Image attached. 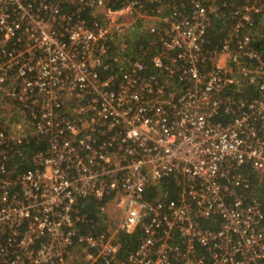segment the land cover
Wrapping results in <instances>:
<instances>
[{"label": "built area", "instance_id": "1", "mask_svg": "<svg viewBox=\"0 0 264 264\" xmlns=\"http://www.w3.org/2000/svg\"><path fill=\"white\" fill-rule=\"evenodd\" d=\"M229 1L0 0V264H264V55L251 44L264 0H240L208 47ZM136 33L149 41L132 50ZM253 77L257 96H238ZM33 138L46 149L20 169ZM165 177L176 197L149 198ZM90 200L97 233L80 229ZM138 229L119 256L115 232Z\"/></svg>", "mask_w": 264, "mask_h": 264}, {"label": "trees", "instance_id": "2", "mask_svg": "<svg viewBox=\"0 0 264 264\" xmlns=\"http://www.w3.org/2000/svg\"><path fill=\"white\" fill-rule=\"evenodd\" d=\"M240 3V0H231L229 3L223 7L219 8L215 13L210 15V24L205 33V39L207 40L208 47H213L218 45L221 40L226 37L229 32L232 30L234 23L236 22V18L233 15V7L237 6ZM258 17V18H257ZM255 19V25L252 29V42L251 44L255 47L256 50L260 51L264 55V13L257 16ZM149 41V36L145 33H136L134 40H129V48L135 50L139 44H146ZM158 49L154 47L153 52H156ZM236 94L244 99L254 98L258 94V85L256 78H247L240 82L236 87ZM224 108V107H223ZM219 121L226 122L229 120V116L222 114L217 118ZM46 142L42 139L33 138L31 140V145L27 148L21 147L23 153L15 156L12 160L16 163H20V169L25 170L28 167H31L29 164V157L32 153L40 149H46ZM12 160H7V165L10 166L12 164ZM245 172L249 174L251 173V169L247 166L243 168ZM252 183L253 186L258 185L257 178L254 177ZM251 180V178H250ZM162 192L163 200L172 199L176 197L178 187L174 183V180L171 177H165L161 179L157 184L153 185L151 189L148 191L149 198L156 197L157 193ZM251 193V192H250ZM256 194L262 200L264 198V185L263 187H259ZM97 203L95 201L90 200L89 207H81V212L85 213L87 216L86 223H83L80 229L86 230L91 229L93 232H99L106 228L103 223L102 216L97 211ZM142 239L141 230L138 229L131 234H126L122 231L115 232L114 243L119 246L118 254L119 256H126L127 254L135 251L140 244Z\"/></svg>", "mask_w": 264, "mask_h": 264}, {"label": "rangeland", "instance_id": "3", "mask_svg": "<svg viewBox=\"0 0 264 264\" xmlns=\"http://www.w3.org/2000/svg\"><path fill=\"white\" fill-rule=\"evenodd\" d=\"M161 195L163 194L161 191L159 192ZM114 218H116L117 217V213L116 212H114L113 213V215H112ZM78 253H82V251L81 250H79L78 251Z\"/></svg>", "mask_w": 264, "mask_h": 264}]
</instances>
